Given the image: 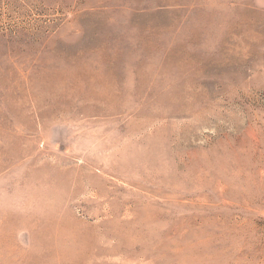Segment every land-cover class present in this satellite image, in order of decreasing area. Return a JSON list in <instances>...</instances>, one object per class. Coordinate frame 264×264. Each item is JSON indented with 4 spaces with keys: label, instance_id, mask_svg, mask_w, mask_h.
I'll list each match as a JSON object with an SVG mask.
<instances>
[{
    "label": "rangeland",
    "instance_id": "1",
    "mask_svg": "<svg viewBox=\"0 0 264 264\" xmlns=\"http://www.w3.org/2000/svg\"><path fill=\"white\" fill-rule=\"evenodd\" d=\"M0 264H264V0H0Z\"/></svg>",
    "mask_w": 264,
    "mask_h": 264
}]
</instances>
